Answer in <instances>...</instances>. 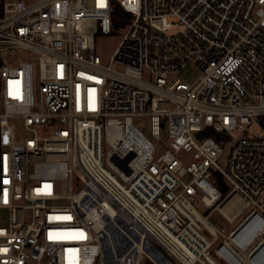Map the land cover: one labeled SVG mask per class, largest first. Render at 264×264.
<instances>
[{
    "label": "built area",
    "instance_id": "2783aa9c",
    "mask_svg": "<svg viewBox=\"0 0 264 264\" xmlns=\"http://www.w3.org/2000/svg\"><path fill=\"white\" fill-rule=\"evenodd\" d=\"M116 8L130 19L103 64ZM4 249L0 264H264V0H0Z\"/></svg>",
    "mask_w": 264,
    "mask_h": 264
},
{
    "label": "rangeland",
    "instance_id": "374dc122",
    "mask_svg": "<svg viewBox=\"0 0 264 264\" xmlns=\"http://www.w3.org/2000/svg\"><path fill=\"white\" fill-rule=\"evenodd\" d=\"M120 19L121 22L118 21ZM130 17L125 18L124 16L120 17L116 14L112 16V21L114 25V29L110 35L107 36H102L99 35L95 38V43H94V53L100 58L101 62L103 64H107L109 58L113 54L114 50L116 49L118 43L120 42L122 36L125 33L126 27L125 23L129 21ZM186 73V72H185ZM185 73H180L178 77L186 84H190L194 81V79L199 76L200 72L197 69H191V71L187 74ZM137 126H139L141 123H135ZM13 126L16 132V135L20 137L22 140L24 138H27L29 134L25 132L22 128L21 122L20 121H14ZM144 132H146V129H143ZM259 131L258 129L252 128L251 133L257 134ZM162 139L163 141L166 140L165 135L162 133ZM183 160H188L189 156L185 154H181L179 156ZM224 158L222 157L221 159L218 160V164L222 166ZM228 215H230L228 213ZM208 221L213 224L214 226H220L224 227L225 229L230 228L228 224L225 222L224 218L222 215L214 211L208 216Z\"/></svg>",
    "mask_w": 264,
    "mask_h": 264
},
{
    "label": "trees",
    "instance_id": "16d2710c",
    "mask_svg": "<svg viewBox=\"0 0 264 264\" xmlns=\"http://www.w3.org/2000/svg\"><path fill=\"white\" fill-rule=\"evenodd\" d=\"M115 14L118 15V16H120V17H122V16H124L125 18H128L129 17L128 15H126L125 13H123L119 8H116ZM218 182H219V184H218L219 189L221 190V192L224 193L225 190H226V187L224 185H221L220 179H219Z\"/></svg>",
    "mask_w": 264,
    "mask_h": 264
},
{
    "label": "snow or ice",
    "instance_id": "6c2138e0",
    "mask_svg": "<svg viewBox=\"0 0 264 264\" xmlns=\"http://www.w3.org/2000/svg\"><path fill=\"white\" fill-rule=\"evenodd\" d=\"M0 251H7L6 249H4V250H0Z\"/></svg>",
    "mask_w": 264,
    "mask_h": 264
}]
</instances>
